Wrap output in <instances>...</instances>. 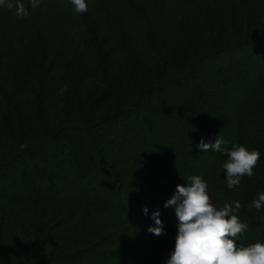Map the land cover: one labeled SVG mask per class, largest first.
I'll use <instances>...</instances> for the list:
<instances>
[{
    "label": "trees",
    "instance_id": "1",
    "mask_svg": "<svg viewBox=\"0 0 264 264\" xmlns=\"http://www.w3.org/2000/svg\"><path fill=\"white\" fill-rule=\"evenodd\" d=\"M216 135L260 152L232 189L227 156L196 148ZM54 169L95 185L69 198ZM191 175L214 207L240 201L236 245L264 243V207H249L264 191V0L0 9V264H164L176 233L164 202ZM156 209L161 235L147 231Z\"/></svg>",
    "mask_w": 264,
    "mask_h": 264
},
{
    "label": "clouds",
    "instance_id": "2",
    "mask_svg": "<svg viewBox=\"0 0 264 264\" xmlns=\"http://www.w3.org/2000/svg\"><path fill=\"white\" fill-rule=\"evenodd\" d=\"M41 0H0V9L15 10L19 18L28 16L29 9H36ZM75 13L87 11L88 0H70ZM227 141L216 135L214 141L203 138L196 144L202 152L211 149L220 152L227 159L222 162L226 187L232 189L239 184L242 176L251 177L253 168L260 158L256 149H247L241 144L232 143L223 147ZM172 206L176 217L174 245L164 264H264V243L255 242L247 246L236 245L234 238L247 229V223L241 222L235 214L241 207L239 200L230 205L224 203L216 208L210 203L207 183L200 175H191L188 182L177 184L164 207ZM249 207L260 210L264 207V191H259ZM145 215L148 209L143 208ZM151 218L154 226L147 231L154 235L164 232L159 210H153ZM264 221V215L260 217Z\"/></svg>",
    "mask_w": 264,
    "mask_h": 264
},
{
    "label": "rangeland",
    "instance_id": "3",
    "mask_svg": "<svg viewBox=\"0 0 264 264\" xmlns=\"http://www.w3.org/2000/svg\"><path fill=\"white\" fill-rule=\"evenodd\" d=\"M210 94H211V92H209ZM161 99V98H160ZM163 101V100H162ZM161 104H163V102L161 103ZM152 127H156L157 128V130H160V128L161 129H163L164 128V124H156L155 126L154 125H152ZM127 141L128 142H126V145L125 146H127L128 148H130V151L132 150V151H135L136 149H138V146H135V147H132L131 146V143H132V141H133V139L132 138H128L127 139ZM106 151V150H105ZM126 156H128V155H126ZM74 157H77V156H74ZM42 170V169H41ZM43 170L47 173V171L43 168ZM44 172V173H45ZM45 173V174H46ZM56 173V174H55ZM84 173H86V172H84ZM84 173H82V174H84ZM53 174L55 175V176H58L59 178L57 179V180H55V181H52V185L53 186H56L57 188H59L60 190H63V192L66 194V196L67 197H69V198H73V199H76V191L78 190L79 192H81V191H84L85 190V187H86V183L87 182H89L90 184H91V186L93 185H95V181H94V178L92 177V176H90V175H88V176H86V181H83V184H82V186H77V187H72L71 186V183H69V181L68 180H66L67 178H66V175L64 174L63 175V173L62 172H59L58 173V170L57 169H54L53 170ZM87 174V173H86ZM27 181L29 182V185H30V187H33V188H38V185L35 183V180L33 179V178H30V179H27ZM75 189V190H74ZM111 192V191H110ZM21 196L22 194H18V193H13L12 194V196ZM75 197V198H74ZM16 228H18L19 229V231H24V229L22 228V227H16ZM258 240H261L262 238V240H264V236H257L256 237ZM34 247V246H33ZM40 249H42V248H40ZM39 250V249H38ZM39 251H41V250H39ZM41 254V253H40ZM16 263L17 264H21L22 263V261L21 260H16ZM92 264H93V262H92Z\"/></svg>",
    "mask_w": 264,
    "mask_h": 264
}]
</instances>
